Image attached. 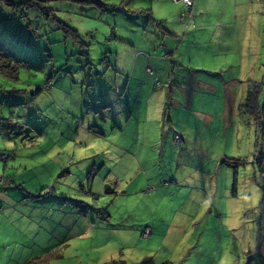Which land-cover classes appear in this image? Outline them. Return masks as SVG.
Segmentation results:
<instances>
[{
  "label": "rangeland",
  "instance_id": "obj_1",
  "mask_svg": "<svg viewBox=\"0 0 264 264\" xmlns=\"http://www.w3.org/2000/svg\"><path fill=\"white\" fill-rule=\"evenodd\" d=\"M23 1L0 0V46L14 53L0 135L33 187L54 159L41 150L70 137L77 180L65 202L62 177L51 182L54 226L39 207L11 219L0 200V264H264V127L240 110L255 83L264 114V0H192L188 29L174 0ZM153 18L180 27L165 35ZM71 86L83 97L72 128Z\"/></svg>",
  "mask_w": 264,
  "mask_h": 264
},
{
  "label": "crops",
  "instance_id": "obj_2",
  "mask_svg": "<svg viewBox=\"0 0 264 264\" xmlns=\"http://www.w3.org/2000/svg\"><path fill=\"white\" fill-rule=\"evenodd\" d=\"M174 1H176L177 6L183 5V7H185V5L182 1H179V0L178 1L174 0ZM154 21H156L157 26L159 27L161 32L165 35L170 34L171 36H174V33H177L175 31V28L179 29V27H180L179 24H177V26H173V25L169 24L166 27L165 25H162L163 19H158V20L154 19ZM164 28H166V30ZM72 84L74 85L75 82H73ZM72 87L73 86H71L70 94L67 95V97L69 96V100H70L69 101V107L67 108V112H68L67 114H69V117H70V121H69L70 122L69 123L70 128H72L73 124H74V122H72V115L76 112L77 113L83 112V109L81 108V106L77 105V100H82L83 97L78 96L79 93H76V95L72 94V91H73ZM128 87H129V85H128ZM128 87H126V89H128ZM40 90H41V87H40ZM54 90H58V89L54 88ZM34 100H35V98H34ZM119 125H121V124H119ZM80 134H81V130H78L76 137L77 138L81 137L82 135H80ZM85 135H86V131L84 132L83 136H85ZM5 137H6L5 135L4 136L0 135V141L2 143V145H1L2 149L0 150V153H2V152H5V153L13 152V154L15 156L16 153L14 152V150H16V149L12 148V147L13 146L16 147V145L14 143H12L13 146H11L12 144L8 141V138L5 139ZM66 140L67 141H65L64 143L60 142L58 145H55L56 144L55 143L52 146H47L43 150H41V153L48 156V159H52V158H54V159L51 160L52 167H49V169L47 171H46L47 164L46 163L42 164L43 172L42 171L38 172L40 179H37V181H38V182H36L37 185H35L34 187L33 186H26L24 184L23 180L21 182H19L14 178L15 174L19 171L17 164L21 167V165H20L21 163H18L16 161V159H15V161L9 159L5 163L3 162L4 166H1L3 168L0 169V175L5 178V180H6L5 183H8V184L10 183L11 185L8 186V184H7V186H5L0 191V200H1L2 204L3 203L6 204V206H7L6 208H9L7 210V212H9V216L11 219L13 218L12 212L15 211L16 208L18 210L29 209V211L30 210L33 211L34 208L39 207L41 211L43 210L44 212H48L47 215H48V219H49L50 224H53V226H54L57 223L56 222V215H55L56 211H57V207L55 205L51 207V205L49 204L50 198H48L46 194L43 195L42 190L49 188L51 182L58 175H60L62 177L61 180H63V181H60L59 186L57 187V192L60 194L59 197L62 199L61 201L65 202L67 200L65 198L67 192L69 193V191L73 188V185L76 184L75 182L77 179L74 178L72 180V171L66 170V166L71 163L72 158L70 157V155L73 152V148L71 146L72 141L70 140V137H68V139L66 138ZM73 156H74V153H73ZM9 161H12L11 167H9V164H8ZM44 171H46V172L44 173ZM22 172H24V171H22ZM129 179H131V178H129ZM64 181H66V182H64ZM112 186H113L112 190L114 192L117 189V187H118V191L120 190L118 182H114ZM55 187H56V184L52 188H55ZM25 201H27V202H25ZM24 203H27V204L24 205ZM65 207H66V204L64 206H61V208H65ZM211 209H212V207L209 209V211ZM60 211H61L60 213H66L65 211H62V210H60ZM43 215H44V219H46V213H43ZM20 216H23V215H20ZM110 218H111V216H110ZM157 220H158V225H160L162 220L160 218H157Z\"/></svg>",
  "mask_w": 264,
  "mask_h": 264
},
{
  "label": "trees",
  "instance_id": "obj_3",
  "mask_svg": "<svg viewBox=\"0 0 264 264\" xmlns=\"http://www.w3.org/2000/svg\"><path fill=\"white\" fill-rule=\"evenodd\" d=\"M45 1H51V0H26V1H23V5L26 6V7H31V6H36L38 8H43V3ZM78 1H81L83 3H92V4H96L97 6H102V4L97 1V0H78ZM59 24V27L61 29H63L66 33L68 34H71L75 37L78 38V32L72 28V27H69L68 25H66L64 22H61L59 21L58 22ZM14 59V53L12 51H10L8 48L4 47V46H0V74H4L5 76H9V71H8V68H10V62L11 60ZM21 64H24V63H21ZM50 81L47 80L46 83L42 86V87H45L47 84L51 85L49 83ZM37 92L40 91V87H37L36 89ZM260 92H261V88L258 84H252L250 87H249V90H247L246 94H245V99H244V103H242L240 105V110L242 111V113H244L245 115H248L249 117H251L254 122L256 123V126L257 128H259L260 130H262V127H264V121H262V119H264V114H262V111H261V108H260V103H259V96H260ZM0 128L1 129H9L10 128V125H8L6 119H4L1 115H0ZM6 155L7 156V159H3L1 158V155ZM14 156L13 152L11 153H5V152H2L0 153V159L1 161H3L4 163L11 159V157ZM0 178H1V181L2 182H5V178L3 176L0 175ZM0 181V182H1ZM43 191V195L46 194V195H50V194H53V190L50 188V189H45V190H42ZM42 195V194H41ZM67 199V198H66ZM95 211L94 208H90L88 209V212H90L91 214ZM83 215H86L87 212H82ZM96 215L100 218L102 217H107L108 216V212L105 213V211L103 210H99L96 212ZM150 229V227H149ZM35 258V257H34ZM34 258H30L29 260H27L25 263L23 264H35V260H33ZM103 264H125L123 260H111L109 262H105ZM159 264H173L171 261H168V260H165V261H162L161 263Z\"/></svg>",
  "mask_w": 264,
  "mask_h": 264
},
{
  "label": "built area",
  "instance_id": "obj_4",
  "mask_svg": "<svg viewBox=\"0 0 264 264\" xmlns=\"http://www.w3.org/2000/svg\"><path fill=\"white\" fill-rule=\"evenodd\" d=\"M179 1H182L184 3V5L186 6V8L188 9L187 15L181 14L179 17V21L185 25L186 29H188L191 25H194V17H193L192 11H191L192 6H193V2H192V0H179ZM173 141L176 145H180L182 143V139H181L179 134L174 135ZM5 157L7 158L6 155H3V154L1 155V158L6 159ZM0 181H1V178H0ZM146 232H145L144 236L149 235L150 229L148 228L146 230Z\"/></svg>",
  "mask_w": 264,
  "mask_h": 264
}]
</instances>
